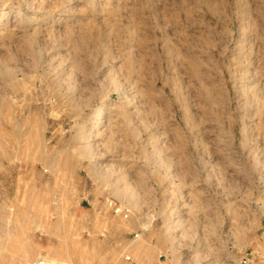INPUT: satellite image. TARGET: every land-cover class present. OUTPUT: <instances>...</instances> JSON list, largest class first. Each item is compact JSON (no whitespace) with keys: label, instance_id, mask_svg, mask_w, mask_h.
Masks as SVG:
<instances>
[{"label":"rangeland","instance_id":"1","mask_svg":"<svg viewBox=\"0 0 264 264\" xmlns=\"http://www.w3.org/2000/svg\"><path fill=\"white\" fill-rule=\"evenodd\" d=\"M242 256L264 264V0H0V264Z\"/></svg>","mask_w":264,"mask_h":264},{"label":"built area","instance_id":"2","mask_svg":"<svg viewBox=\"0 0 264 264\" xmlns=\"http://www.w3.org/2000/svg\"><path fill=\"white\" fill-rule=\"evenodd\" d=\"M124 213L128 214L129 209H124ZM129 259V257H127ZM39 264H49L46 260H41ZM239 264H252V259L249 256H242L239 260Z\"/></svg>","mask_w":264,"mask_h":264},{"label":"bare ground","instance_id":"3","mask_svg":"<svg viewBox=\"0 0 264 264\" xmlns=\"http://www.w3.org/2000/svg\"><path fill=\"white\" fill-rule=\"evenodd\" d=\"M24 256H25V255H24ZM24 256H23V257H24ZM26 256H27V254H26ZM26 256H25V257H26ZM28 259H29V258H28ZM44 260H46L49 264H57L56 262H54V261H50V260H48V259H44ZM24 263L26 264V259H23V264H24ZM37 264H39V263H37Z\"/></svg>","mask_w":264,"mask_h":264}]
</instances>
